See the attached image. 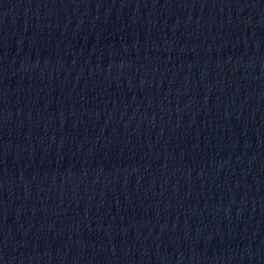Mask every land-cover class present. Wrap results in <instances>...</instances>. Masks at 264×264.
Here are the masks:
<instances>
[{"label":"water","instance_id":"95a60500","mask_svg":"<svg viewBox=\"0 0 264 264\" xmlns=\"http://www.w3.org/2000/svg\"><path fill=\"white\" fill-rule=\"evenodd\" d=\"M131 0H0V55L49 39Z\"/></svg>","mask_w":264,"mask_h":264}]
</instances>
